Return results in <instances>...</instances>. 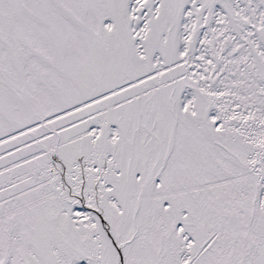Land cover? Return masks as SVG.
Listing matches in <instances>:
<instances>
[{"label":"snow or ice","instance_id":"6c2138e0","mask_svg":"<svg viewBox=\"0 0 264 264\" xmlns=\"http://www.w3.org/2000/svg\"><path fill=\"white\" fill-rule=\"evenodd\" d=\"M0 264H264V0H0Z\"/></svg>","mask_w":264,"mask_h":264}]
</instances>
